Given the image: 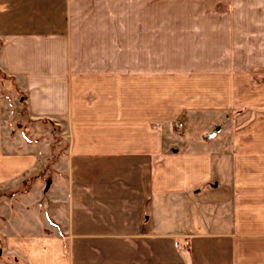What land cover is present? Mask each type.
<instances>
[{
  "label": "crops",
  "instance_id": "crops-1",
  "mask_svg": "<svg viewBox=\"0 0 264 264\" xmlns=\"http://www.w3.org/2000/svg\"><path fill=\"white\" fill-rule=\"evenodd\" d=\"M0 72V183L24 112L68 138L0 222L25 264H264V0H0Z\"/></svg>",
  "mask_w": 264,
  "mask_h": 264
},
{
  "label": "rangeland",
  "instance_id": "rangeland-1",
  "mask_svg": "<svg viewBox=\"0 0 264 264\" xmlns=\"http://www.w3.org/2000/svg\"><path fill=\"white\" fill-rule=\"evenodd\" d=\"M6 78L7 77L0 72V79L5 81L7 80ZM9 84L10 82L8 85ZM18 127L23 130L25 137L31 142L30 144H37L36 148L31 147L27 152L31 156L35 155L38 160L36 165L26 172L27 176L21 183H0V222H2V219L8 220L12 213L11 210L17 207L21 202L18 195L29 190L32 182L37 179V177L49 180L55 176V162L57 159L60 160L65 148L68 146V138L64 135L61 128L62 126L58 125L54 121L30 118L27 113L24 112V117L18 123ZM38 146L40 147V152ZM45 186L49 187L50 183H47ZM61 234L65 235V233ZM5 246L6 243L2 237V233L0 232V264H25L19 256L11 253V250L5 249ZM70 249L71 248H69V250ZM82 250H89L88 258L93 261L97 260V256L93 249L85 248ZM117 251L122 252L123 255L129 254L128 247L118 248ZM78 258V260L81 261L82 257ZM90 264L98 263L92 262Z\"/></svg>",
  "mask_w": 264,
  "mask_h": 264
},
{
  "label": "built area",
  "instance_id": "built-area-1",
  "mask_svg": "<svg viewBox=\"0 0 264 264\" xmlns=\"http://www.w3.org/2000/svg\"><path fill=\"white\" fill-rule=\"evenodd\" d=\"M182 125H183L182 123H179V125H178V126H180V127H181Z\"/></svg>",
  "mask_w": 264,
  "mask_h": 264
}]
</instances>
